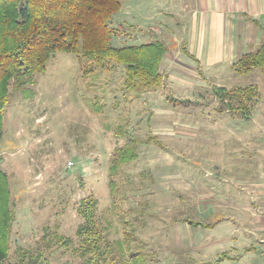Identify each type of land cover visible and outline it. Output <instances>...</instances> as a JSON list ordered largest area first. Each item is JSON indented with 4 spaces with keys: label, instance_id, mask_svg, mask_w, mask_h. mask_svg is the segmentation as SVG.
Wrapping results in <instances>:
<instances>
[{
    "label": "rangeland",
    "instance_id": "rangeland-1",
    "mask_svg": "<svg viewBox=\"0 0 264 264\" xmlns=\"http://www.w3.org/2000/svg\"><path fill=\"white\" fill-rule=\"evenodd\" d=\"M120 15L112 45H134L141 31ZM164 23L151 32L173 50L184 27L180 17ZM176 53L165 55L153 89H127L123 66L58 52L29 98L11 91L0 142L15 210L5 264L18 262V247L40 246L39 264H82L74 249L84 200L98 202L114 264H264V75ZM250 84L260 95L249 120L213 91ZM121 149L136 159L111 176ZM54 235L73 244L60 247Z\"/></svg>",
    "mask_w": 264,
    "mask_h": 264
},
{
    "label": "trees",
    "instance_id": "trees-1",
    "mask_svg": "<svg viewBox=\"0 0 264 264\" xmlns=\"http://www.w3.org/2000/svg\"><path fill=\"white\" fill-rule=\"evenodd\" d=\"M126 1L130 0H0V142L11 91L29 98L36 75L46 72L58 52L74 54L101 68L107 63L123 66L127 89H153L162 84L161 67L168 52L165 42L112 45L115 30L111 24ZM232 68L237 76L264 75V44L242 56ZM213 91L229 112L241 114L246 120L252 118L260 95L256 85L232 90L214 87ZM135 159L134 151L121 149L111 166V176L120 165ZM1 164L0 158V264H5L12 256L15 210L10 179ZM111 189L114 188L111 186ZM78 208L83 224L78 228L75 254L83 260L82 264H114L111 245L96 222L98 202L84 200ZM54 238L60 247L69 248L73 244L57 235ZM43 246L47 250L52 248L50 243ZM14 252L18 259L15 264H39L44 260L41 246L35 252L21 247ZM226 257L223 254L219 261Z\"/></svg>",
    "mask_w": 264,
    "mask_h": 264
},
{
    "label": "crops",
    "instance_id": "crops-1",
    "mask_svg": "<svg viewBox=\"0 0 264 264\" xmlns=\"http://www.w3.org/2000/svg\"><path fill=\"white\" fill-rule=\"evenodd\" d=\"M141 1L134 0L126 11L121 8L119 16L120 22L132 19L141 31L134 45L157 41L151 31H157V25H166L164 20L172 17L181 18L184 36L175 49L169 47L166 56L175 51L207 69L233 64L264 44V0H156L152 10L151 3ZM159 40L166 42L164 38Z\"/></svg>",
    "mask_w": 264,
    "mask_h": 264
}]
</instances>
